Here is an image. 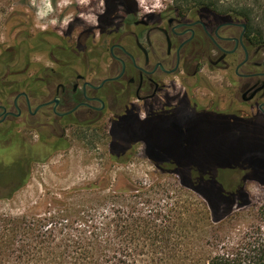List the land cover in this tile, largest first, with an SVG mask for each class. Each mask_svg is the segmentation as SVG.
I'll use <instances>...</instances> for the list:
<instances>
[{"label": "flooded vegetation", "instance_id": "obj_1", "mask_svg": "<svg viewBox=\"0 0 264 264\" xmlns=\"http://www.w3.org/2000/svg\"><path fill=\"white\" fill-rule=\"evenodd\" d=\"M89 3L74 8L57 45L48 46L47 33L23 40L24 68L29 51L41 52L50 65L8 93L0 85V201L26 184L34 164L66 152L72 136L94 150L104 141L111 164L143 157L159 171L171 170L170 155L235 156L244 162L239 171L254 174L243 181L264 185L256 175L264 173V41L258 33L215 6L172 4L144 12L134 0H103L102 8ZM89 11L97 23L82 18ZM33 41L47 47L30 50ZM258 122L259 141L241 136ZM207 161L192 159L185 170L225 167L220 159L213 167Z\"/></svg>", "mask_w": 264, "mask_h": 264}, {"label": "rangeland", "instance_id": "obj_2", "mask_svg": "<svg viewBox=\"0 0 264 264\" xmlns=\"http://www.w3.org/2000/svg\"><path fill=\"white\" fill-rule=\"evenodd\" d=\"M233 1L221 0L220 4L223 8L250 10L254 18L250 26L264 41V0ZM161 2L164 7L159 10L175 5L174 0ZM48 3L52 11L39 16L38 12L46 11ZM89 4H82L80 0H0V58L3 61L6 57L9 63L8 66L0 65L2 93L12 84L25 85L39 67L50 65L41 52L29 51L30 64L24 68L21 65L23 40L47 33L43 40L48 46L57 45V38L70 24L65 26L64 20L77 14L75 7L86 8ZM95 4L102 8L100 0H95ZM90 12L93 11L87 14ZM52 20L56 23L52 24ZM34 47L42 50L47 46L35 41L28 43V49ZM63 54L67 56L66 52ZM259 123L251 124L253 129L240 132L241 136L259 141ZM68 142L70 148L66 152L56 153L47 163L34 164L26 184L0 201V264H50L41 246L32 251L31 232L22 224L25 221L28 223L32 218L37 220L49 214L71 221L88 212L104 214L111 203L125 206L134 202L140 204L143 212L157 210L152 213L157 215V243L153 246L151 241L142 243L144 255L138 257L137 264H207L222 248L239 246L256 225L258 208L264 207V185L256 181L244 182L243 175L238 172L217 174L224 185L239 184L241 188L237 189L239 196L228 212L226 201L214 214L209 209L210 187L206 184L194 186L186 175L161 172L143 157H136L125 165L111 164L104 141L96 150L74 136L68 138ZM259 159L264 168V154ZM257 176L264 177V173L258 172ZM228 190L236 189L229 187ZM17 219L18 227L15 228ZM249 240L246 238L247 242Z\"/></svg>", "mask_w": 264, "mask_h": 264}, {"label": "trees", "instance_id": "obj_3", "mask_svg": "<svg viewBox=\"0 0 264 264\" xmlns=\"http://www.w3.org/2000/svg\"><path fill=\"white\" fill-rule=\"evenodd\" d=\"M233 2L237 3V0ZM179 8L193 5H207L219 7L218 11L230 14L238 19L246 21L251 25L254 19L250 10L238 8H223L221 0H174ZM261 38V35L258 34ZM3 66H8V60L2 61ZM15 90V89H13ZM5 92H10L5 90ZM168 169L161 172L186 175L192 185L206 184L209 188V209L216 214L221 205L228 201V212L235 199L239 196L241 186H229L219 182V172L241 173L242 180L253 173L241 172L237 164H244L243 160H237L235 156L222 158H190L188 156L170 155ZM192 159L208 160L210 167L218 164V160L225 167L219 171L208 170L205 172H189L185 170L186 165ZM174 165L177 170L171 167ZM191 165V164H190ZM235 167V168H234ZM173 169V170H172ZM257 175V174H256ZM184 184V183H183ZM186 186V184H185ZM194 186L187 185L191 189ZM235 188L229 191L228 188ZM138 203L119 206L108 204V210L104 214L88 212L83 216L77 215L71 221H66L61 216L49 214L41 219L32 218L30 222H23L30 230L32 251L41 248V252L51 261H60L56 264H137L138 257L144 255L142 243L151 241V245L157 243V210L143 212ZM257 223L241 240L239 246L222 248L215 253L207 264H264V207L257 210ZM226 215V214H222ZM18 219L14 223L17 228ZM20 228V227H19ZM27 232V231H26ZM249 238V242L246 241ZM155 252V250H154ZM49 260V261H50ZM50 261V264H53Z\"/></svg>", "mask_w": 264, "mask_h": 264}, {"label": "clouds", "instance_id": "obj_4", "mask_svg": "<svg viewBox=\"0 0 264 264\" xmlns=\"http://www.w3.org/2000/svg\"><path fill=\"white\" fill-rule=\"evenodd\" d=\"M80 2L82 4H88L89 0H80ZM137 4L143 9L144 12H151V11L159 10L164 7L161 0H151L150 3L148 2V0H137ZM100 5L101 7L103 6V0H100ZM51 11H52V6L50 3H48L46 5V11H40L38 12V15L45 16ZM82 18L89 24L97 23V15L94 12H90L89 14L84 15ZM70 20H71V17L66 18L64 20V25L66 26L67 23L70 22ZM51 23L55 24L56 21L52 20ZM43 27H46V25H44Z\"/></svg>", "mask_w": 264, "mask_h": 264}]
</instances>
